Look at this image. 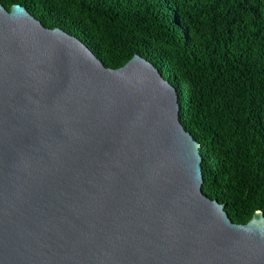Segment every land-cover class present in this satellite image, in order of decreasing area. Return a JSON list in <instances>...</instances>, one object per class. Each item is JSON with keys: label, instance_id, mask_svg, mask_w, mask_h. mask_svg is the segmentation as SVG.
I'll return each instance as SVG.
<instances>
[{"label": "water", "instance_id": "obj_1", "mask_svg": "<svg viewBox=\"0 0 264 264\" xmlns=\"http://www.w3.org/2000/svg\"><path fill=\"white\" fill-rule=\"evenodd\" d=\"M175 87L0 5V264H264V216L204 193Z\"/></svg>", "mask_w": 264, "mask_h": 264}, {"label": "trees", "instance_id": "obj_2", "mask_svg": "<svg viewBox=\"0 0 264 264\" xmlns=\"http://www.w3.org/2000/svg\"><path fill=\"white\" fill-rule=\"evenodd\" d=\"M15 4L105 67L155 66L199 143L204 193L233 223L264 216V0H0Z\"/></svg>", "mask_w": 264, "mask_h": 264}]
</instances>
